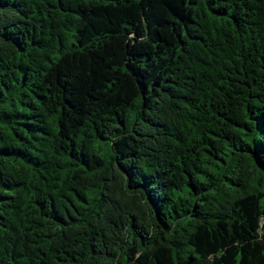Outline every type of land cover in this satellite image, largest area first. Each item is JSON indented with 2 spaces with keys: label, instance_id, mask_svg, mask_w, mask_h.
Listing matches in <instances>:
<instances>
[{
  "label": "trees",
  "instance_id": "1",
  "mask_svg": "<svg viewBox=\"0 0 264 264\" xmlns=\"http://www.w3.org/2000/svg\"><path fill=\"white\" fill-rule=\"evenodd\" d=\"M0 264H264V0H0Z\"/></svg>",
  "mask_w": 264,
  "mask_h": 264
}]
</instances>
